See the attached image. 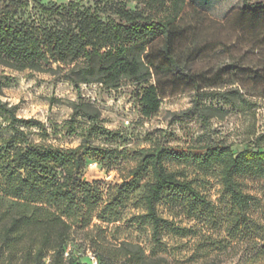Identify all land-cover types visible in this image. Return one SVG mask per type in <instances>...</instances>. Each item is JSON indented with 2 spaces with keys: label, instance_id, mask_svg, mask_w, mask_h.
Listing matches in <instances>:
<instances>
[{
  "label": "trees",
  "instance_id": "16d2710c",
  "mask_svg": "<svg viewBox=\"0 0 264 264\" xmlns=\"http://www.w3.org/2000/svg\"><path fill=\"white\" fill-rule=\"evenodd\" d=\"M29 2L43 18L13 20L11 16ZM126 2L143 8L128 9ZM186 6V0H93L92 4L78 0L64 6L40 0H0V65L42 71L53 61L68 68L73 83H96L107 90L132 81L141 88L133 102L145 119L157 115L166 82H183L195 96L193 107L182 114H201V99L219 95L200 91L205 83L220 82L236 67L227 64L212 75L192 72V61L200 56L201 48L194 40V26L183 22ZM243 9L255 12L256 6L243 0ZM183 38L191 42L185 48L180 45ZM75 114L88 118L92 125L100 116L85 103L77 106ZM0 115L9 129L0 139V264H83L73 255L65 256L73 228L86 229L93 220L109 223L127 205L142 210L135 219L148 223L152 238L160 243V230L168 221L158 214L157 206L170 190L188 194L191 213L214 212L211 202L183 172L167 167L169 152L161 143L138 150L127 176L103 198L96 183L80 175L84 157L99 149L88 142L71 149L31 142L22 124L32 121L17 118L14 108L1 98ZM106 152L113 156L115 151ZM194 153L200 168L215 169L229 197L230 231L250 230L255 225L250 216L253 198L237 177L264 180V151L246 144L243 151L235 152L230 144L216 141ZM256 227L263 231L258 239L264 242V224ZM96 257L99 264H169L163 256L146 255L138 246L97 247Z\"/></svg>",
  "mask_w": 264,
  "mask_h": 264
},
{
  "label": "rangeland",
  "instance_id": "374dc122",
  "mask_svg": "<svg viewBox=\"0 0 264 264\" xmlns=\"http://www.w3.org/2000/svg\"><path fill=\"white\" fill-rule=\"evenodd\" d=\"M40 1L64 6L78 0ZM186 1L183 22L194 26V40L201 48L200 56L192 61V72L212 75L224 65L236 67L220 82L205 83L200 91L219 95L201 99V114H182L193 107L195 96L192 87L183 82H166L157 115L145 119L133 102L141 88L132 81L107 90L96 83H73L68 68L53 61L42 71H17L0 65V98L14 108L17 118L32 121L28 126L22 124L31 142L62 149L88 142L99 149L84 157L80 175L84 181L95 182L103 198L127 176L138 150L161 143L169 152L167 167L183 172L214 208L212 214L191 213L187 193L166 192L157 206L158 214L168 221L160 230V243L152 238L148 223L135 219L142 210L131 205L120 209L109 223L93 220L86 229L73 228L65 256L73 255L83 264H99L97 247L130 246L140 247L146 255L163 256L169 264H264V242L258 239L263 231L256 229L264 224V180L251 175L237 177L253 198L250 216L255 225L232 233L229 197L215 169L200 168L194 153L216 141L230 144L235 152L243 151L246 144L264 151V0H246L256 6L255 12L244 10L243 0ZM125 4L128 9L143 8L136 2ZM11 17L26 21L43 18L30 2ZM190 43L189 38H183L181 48ZM227 92L233 95L225 96ZM81 103L100 113L95 125L75 114ZM8 132V122L0 115V139ZM108 150H114V155H108Z\"/></svg>",
  "mask_w": 264,
  "mask_h": 264
},
{
  "label": "built area",
  "instance_id": "2783aa9c",
  "mask_svg": "<svg viewBox=\"0 0 264 264\" xmlns=\"http://www.w3.org/2000/svg\"><path fill=\"white\" fill-rule=\"evenodd\" d=\"M92 259H93V261H95V258H94V257H93ZM95 263H96V262H95Z\"/></svg>",
  "mask_w": 264,
  "mask_h": 264
}]
</instances>
